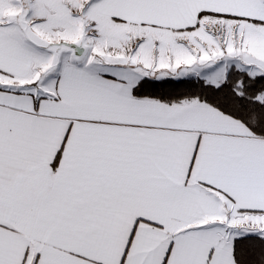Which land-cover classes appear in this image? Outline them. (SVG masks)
Masks as SVG:
<instances>
[{
	"label": "snow or ice",
	"instance_id": "obj_1",
	"mask_svg": "<svg viewBox=\"0 0 264 264\" xmlns=\"http://www.w3.org/2000/svg\"><path fill=\"white\" fill-rule=\"evenodd\" d=\"M0 264H264V0H0Z\"/></svg>",
	"mask_w": 264,
	"mask_h": 264
}]
</instances>
